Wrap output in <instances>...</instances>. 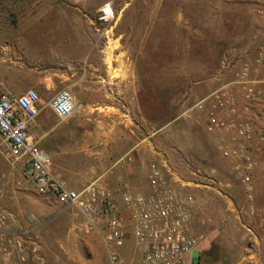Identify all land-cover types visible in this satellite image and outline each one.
I'll use <instances>...</instances> for the list:
<instances>
[{
  "label": "rangeland",
  "instance_id": "1",
  "mask_svg": "<svg viewBox=\"0 0 264 264\" xmlns=\"http://www.w3.org/2000/svg\"><path fill=\"white\" fill-rule=\"evenodd\" d=\"M255 27L264 28V0H0V85L14 96L36 89L46 110L59 91L72 94L70 118L43 111L31 125L46 134L41 148L67 186L101 178L118 194L146 192L145 166L160 153L190 183L191 233L200 238L194 264H255L260 252L264 264V114L234 84L246 63L253 74L264 68L246 46ZM251 35L258 50L264 31ZM226 84L256 131L252 198L207 130L210 107L195 108ZM257 91L264 100V88ZM135 156L138 170L111 179ZM56 160L83 172L64 175ZM0 208L38 238L46 264H110L99 233L1 154ZM123 253L142 264L132 242Z\"/></svg>",
  "mask_w": 264,
  "mask_h": 264
},
{
  "label": "built area",
  "instance_id": "2",
  "mask_svg": "<svg viewBox=\"0 0 264 264\" xmlns=\"http://www.w3.org/2000/svg\"><path fill=\"white\" fill-rule=\"evenodd\" d=\"M253 64L264 66V39ZM252 72L251 65L246 63L234 82L242 89L248 104L260 95ZM40 102V94L34 88L14 96L0 86V154L20 164L25 177L39 192L78 212L84 218V227L99 233L110 264H134V260L127 262L123 253L129 242L134 244L136 253H141L142 264H194L192 257L200 238L191 233L195 200L186 190L190 183L182 180L159 153L148 164L146 192L118 194L101 178L80 189L70 188L51 171V158L31 131L40 113ZM76 105L66 89L48 103L60 121L70 118ZM207 106L210 107L207 130L215 135L218 152L232 163L233 174L252 198L258 166L252 151L256 138L254 125L244 119L229 84L195 104L198 110ZM259 143L264 146V133L259 136ZM6 214L0 208V264H46L38 238L21 233L16 229L18 221Z\"/></svg>",
  "mask_w": 264,
  "mask_h": 264
},
{
  "label": "crops",
  "instance_id": "3",
  "mask_svg": "<svg viewBox=\"0 0 264 264\" xmlns=\"http://www.w3.org/2000/svg\"><path fill=\"white\" fill-rule=\"evenodd\" d=\"M259 28H257V27L252 28V32H250V33L251 34H258V35H260V33L262 34V32L264 31V28L263 29L261 27H259ZM251 34H246L247 35L245 37L246 38V46H247L248 49H250V48L254 49L253 51H255L254 53H256V51H257L256 50L257 43L255 42V39H253V36ZM56 56H57V58L64 57V56H62V54L60 56L59 55H56ZM20 59H22V55L20 56ZM255 71L258 72L257 70H254V72ZM252 79H254L256 82H258L257 85L260 88H264V68H260V73L253 74V72H252ZM0 86L3 87V83ZM2 89L4 90V87ZM250 108L253 109V111L255 113H257V114H264V100L261 99V97H260L258 100H256L254 102V105L253 106H250ZM43 111H45L47 113H48V111L49 112H52L51 109L46 110L45 108H40V113L39 114H41ZM53 129H56V128H53ZM34 133L39 137V139H40L41 142H42L43 138L46 136V134H41L39 131H36ZM82 139L84 140L85 138L83 137ZM41 142H40V145H41ZM71 142H73L75 145H77V144H79L82 141L81 140H78V138H76V141L75 142H74V140L73 141L71 140ZM144 161H145V159L141 160V162H140L141 163V166L143 168H144ZM138 162H139L138 157L135 156L134 161H132V163H129L125 167V169L120 170L118 173H116L114 176H112L111 179L114 180L115 177L117 176V174H120L122 171L124 172V174H126L125 176L129 177V174H132V173L135 172V170H138L137 167L140 165ZM59 164H61V162H59V161L57 162V160H56V163H54L55 171L62 172V174H64V175H70V176L78 175L79 176L81 174V172H83L82 169H78V168H76V169H70V168H67V166L64 165V163H62V165H59ZM52 168H53V165H52ZM146 169L148 170V164H147V167L145 166V170ZM56 176L59 177V175H56ZM259 255H261V252L259 253ZM259 255H256V258H260V257H258ZM256 258H255V264H262V262H260V261L258 262V260H256Z\"/></svg>",
  "mask_w": 264,
  "mask_h": 264
},
{
  "label": "bare ground",
  "instance_id": "4",
  "mask_svg": "<svg viewBox=\"0 0 264 264\" xmlns=\"http://www.w3.org/2000/svg\"><path fill=\"white\" fill-rule=\"evenodd\" d=\"M106 11H109L108 8L106 9Z\"/></svg>",
  "mask_w": 264,
  "mask_h": 264
},
{
  "label": "water",
  "instance_id": "5",
  "mask_svg": "<svg viewBox=\"0 0 264 264\" xmlns=\"http://www.w3.org/2000/svg\"><path fill=\"white\" fill-rule=\"evenodd\" d=\"M198 259H200V257H198Z\"/></svg>",
  "mask_w": 264,
  "mask_h": 264
}]
</instances>
